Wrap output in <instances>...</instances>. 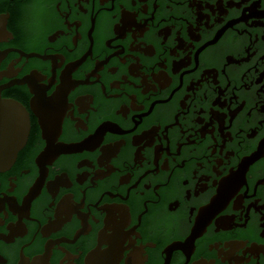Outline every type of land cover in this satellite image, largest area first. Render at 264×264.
Returning a JSON list of instances; mask_svg holds the SVG:
<instances>
[{"label": "flooded vegetation", "instance_id": "flooded-vegetation-1", "mask_svg": "<svg viewBox=\"0 0 264 264\" xmlns=\"http://www.w3.org/2000/svg\"><path fill=\"white\" fill-rule=\"evenodd\" d=\"M155 1L114 0L112 9V0H108L102 5H100V0H94V8L93 0H88V3L86 0H80L81 7L87 10L84 13L79 9V0H0V15L8 13L6 31L11 33L13 37L9 41H0V52L6 49H17L27 55L32 53L41 56L60 54L65 59L61 67L55 69L56 82L51 85L50 89L46 90L47 98L52 96L57 86L61 84L60 76L66 66L78 61L89 51L91 41L88 33L92 29L91 16L92 19L96 16L94 28L91 32L93 40L92 59L88 55L86 60L71 73V78L76 81L86 80V75L95 70L97 60L99 62L105 61V58L113 55L118 50H122L123 47L124 52L118 54V56L121 59H124L127 55L138 57L140 60L138 64L143 67L142 69L139 68L138 71L140 73L144 72V76L148 75L147 80L152 81V83L150 81H147V83L155 85L157 89V91L149 90L145 94L142 93L143 89L146 88L145 84L142 86V77L131 75L129 72L130 65L137 64L136 59L131 56L129 58L125 57L126 62L124 64L118 56L111 57L106 64H103V69L96 72L97 75L101 76L99 81L103 84L108 98L103 93L100 82L79 84L74 90L70 89L67 95V104L73 106L66 111L61 126V134L55 145L58 143L66 145L81 143L90 135H94L96 130L105 122L114 123L122 130H132L135 127L132 120L133 116L147 113L155 101L167 100L172 92L179 87L181 74L196 67V52L207 42L213 40L218 31L230 20L240 18L244 8L250 7L253 2L258 0H249L246 4H241L240 8L236 6L229 8L227 2L230 0H222L223 9L228 12L226 16H220L224 20L221 23L216 22L209 29L205 25H199V31L192 30L196 35H200L201 39L198 41L190 39L187 28L190 24L186 20L171 17L169 21H161L158 27L152 26V21L148 20L147 24L149 26H145L148 30L143 32V37H136L137 41L132 37V32L125 31L126 36L124 39L118 38L110 44L112 47L118 45L122 47L110 48L106 45L107 41L119 36L115 33L114 26L116 24L122 26L123 23L120 22L122 10L138 13V17H135L136 22L139 24L141 20V24H144L142 19L152 18V15L148 14L153 13ZM197 1L209 3L214 5V9H217L216 4L219 0ZM231 1L235 3L242 2V0ZM145 4L147 5V14L142 12L144 10L141 6ZM256 9L264 10V0H260V8ZM64 12L70 13L67 18L61 15ZM247 14H249L248 11L245 12V15ZM66 20L70 24L76 21L81 23L77 27V32L81 38L77 39L76 48L73 43V38L77 34L76 25L74 24L69 29L68 24H65ZM253 21L264 23V17L250 18L247 23L239 21L229 26L215 43L207 45L200 51L197 67L193 71L183 74L181 87L173 93L170 100L164 103H156L150 114L141 116L142 121L135 130L125 134H114L107 131L103 141L95 150H83L82 152L69 154L62 153L51 165H45L48 169V175L42 185L40 194L30 204L29 218L35 220L21 219L25 224L27 233L22 237H14L13 242L7 243L0 239V264H18L21 260V248L29 243L30 245L23 248L22 252L23 256L32 263L36 256L44 255L45 246L49 240L55 241L63 237L73 240L77 230L82 229L81 219L77 217L76 213H72L70 221L64 223L60 230L48 236L43 237L41 230L49 224L48 217H51V221L55 220V210L65 195L72 194L74 202L81 203L83 198L81 190L86 191L83 208L79 211L88 213L90 210L91 214H89L87 222L91 230L88 234H80L73 243L61 242L59 244V247L73 256H79L78 259L73 260V263L86 264L88 253L98 246V234L104 229L106 218V211L101 214V210H98L99 207L112 204L127 206L130 212V225L123 229L127 232L134 226L139 225V215L146 211L144 203L152 201L145 203L147 212L142 214L141 223L135 229L141 238H136L134 246H140L141 242L142 246L151 242L156 244L154 248L148 246L143 248L145 253H142V255H147L148 260L144 261V264H164L166 253L163 252L165 249L174 242L185 243L191 235L200 208L209 205L211 199L217 194L219 182L230 174L231 168H233V171H237L244 157H250L252 153L257 152L261 140L264 139V122L261 123L262 126L259 124L260 121L264 120V112L258 111L261 110V106H264V92H257L264 85V40L262 38L264 37V26H248ZM131 29L136 30L135 27ZM140 42L145 43L146 46L151 45L155 54L149 56L145 55L144 52L129 50L132 43V46L135 47ZM146 46L140 44L142 49H145ZM68 49L74 50L70 52ZM20 58L18 51H9L0 62V72L7 71L9 64ZM59 62H61V59L57 58V63ZM255 66L256 68H254ZM14 68L15 70L22 69L14 77L5 76L0 79V86L10 83L14 79H22L30 75L33 70H37V73L46 76L45 80L37 82V84L42 83L48 86V80L53 73L51 71V59H42L37 56L29 58L22 56L21 60L14 65ZM210 69L217 71L216 80L219 83L214 84L211 82L213 81V73L210 74L212 77L209 78L206 74L205 77L208 78L209 82H199V85H202L201 89L187 90V87L191 86V81L197 83L198 80H201V76L204 74L203 71ZM248 70L249 72H247ZM160 71H164L171 78L170 84L164 89H160L158 83L151 76L152 73L158 76ZM244 74L246 76L243 77ZM123 75L127 76L126 80L129 82L119 83V88L114 87L111 89V84L114 81L125 82L122 79ZM96 80V76H90L89 78V82ZM130 82L142 87H134V84H130ZM229 82L230 85L228 86ZM244 83L248 84L246 88L250 89H246L243 86ZM217 87H220L221 90L227 88L223 92L224 96L220 95L221 102L227 99V105L223 108L219 104L213 105L219 96ZM194 88H197V85H194ZM262 90H264V87H262ZM193 92L196 93L195 97ZM232 93L238 98L237 104L234 98L231 99L233 103L230 105V98L234 97ZM257 94H259V97ZM86 95L93 97L92 103L89 104L92 109H86L89 116L87 112H81L80 114L78 110L80 107L76 104L78 97ZM110 95L121 96L109 97ZM128 95H135L138 103L136 101L134 103L137 106H143L144 109L133 110L131 108L132 99ZM34 96L35 94L31 93L26 82L24 84L15 83L1 90L0 97L2 100H14L22 105L30 120V132L25 145L17 152L16 159L11 167L6 171H0V198H4L1 193H4L7 197H15L19 206L23 205L24 197L28 195L31 187L40 177V167L36 162V158L44 152L47 145L46 139L42 137L39 117L31 109V98H34ZM243 101H245L244 106L236 114L230 126L231 116L228 107L230 106V110L234 111L242 105ZM187 109L189 113H187ZM211 109L227 115L224 119V127H230L223 129L224 135L229 132L230 137L233 138L232 141H225L222 156L219 153L221 149L219 146L223 145L222 141L224 139L221 137V132H219L218 121L211 118L212 114L209 113ZM72 110L73 118L83 120L88 127L87 130L75 126L78 120H73L71 115H68ZM181 112L187 114L184 115ZM249 112L250 117L247 115ZM179 113L177 119L178 123L181 124V128L179 125H173L172 128H167L166 132V126L175 124V116ZM210 119L214 122L212 124L214 127L213 138L217 143L213 140L212 134L206 133L205 138H201L200 131H196L201 129L205 123H209ZM134 120L140 121L138 117H134ZM153 126H160L156 134L161 138V142L156 135L153 145L150 147L145 146L144 150H141L142 157L146 159L141 162L142 167L139 163L135 165V153L139 147L147 142V139L140 145L134 146L132 144L133 137L142 135L144 131L150 130ZM212 126H208V129L212 130ZM254 129L257 134L253 138H248L247 135L251 134ZM181 130L187 132L182 133ZM240 130L242 131L240 132ZM163 135H167L170 156L166 150H163V153L159 151L162 154V157L158 160L159 172H149L142 177L147 171L157 168L154 164L155 147L161 144L162 148L168 146V142ZM189 135L195 136L189 137ZM188 137L189 141L194 140L195 143L186 144L189 143L186 139ZM121 140L125 142V145L120 146L116 156L112 157L108 163V165H112L113 168H118L120 171L115 170L103 179L93 180L92 182L97 183V187H90L93 186L91 179L95 177L92 173L97 170L107 172L104 166L100 167L98 165V158L102 155L101 148L110 143L114 146V143ZM178 143L186 145L181 146L180 155H174L177 154ZM216 144L218 145L216 152L212 154L213 148H215L213 145ZM211 146L212 148H209ZM227 151L234 152V156H229L230 164L228 159L224 158ZM174 158L175 162L173 161ZM217 159L223 161L219 167L214 161ZM177 165L183 167H176ZM213 166L222 174L217 176L216 172L213 171ZM248 169L245 175L246 184L242 185L226 208L206 226V232L195 239L193 244L195 249L191 253L187 264H193L201 257L206 260V264H209L210 260H215L214 264H229L228 260L222 262L221 257L218 258L217 250L223 248L224 252H227L230 247L225 248V242H245L246 240L248 242L245 247L239 248L234 256H242L243 258L250 256L247 263L244 260L241 264H257V261L259 264H264L263 252L259 253V259L258 257L254 258V255L249 252H246V255L243 254V251L246 248H251L253 243H256L257 246L264 245V157L250 164ZM83 172L90 175L83 184H80L77 182V175H82ZM128 173L130 176L133 175L129 183L119 185L120 178ZM137 181L139 182L136 188L130 189L128 194V188L135 185ZM157 185L160 186L154 191ZM106 192L113 195L119 194L123 198L128 195V198L111 197L109 194H104ZM97 203V208L89 205H96ZM5 211L8 213L6 219L4 210L0 212V218H2V221L4 220V224L0 225V234L8 236L10 230L7 226L14 223V227H16L18 212L16 215L13 214L14 212L10 211L6 201ZM91 215L98 220L97 223ZM109 233H112V231L107 229V234ZM130 237L134 240L135 234H130ZM215 243L219 245L218 249H215ZM128 244L129 239L127 238L123 248ZM108 246L105 243L102 244L101 250L108 248ZM51 249L49 264H59L65 258L66 252L58 249V244ZM132 250L133 247L124 250L123 258L119 264H126L127 254ZM185 262L186 254L182 250L172 251L169 264H185ZM231 262L235 264L234 260H231ZM66 263H68V260L63 261V264Z\"/></svg>", "mask_w": 264, "mask_h": 264}, {"label": "water", "instance_id": "water-1", "mask_svg": "<svg viewBox=\"0 0 264 264\" xmlns=\"http://www.w3.org/2000/svg\"><path fill=\"white\" fill-rule=\"evenodd\" d=\"M86 1L88 3V0H86ZM107 1L108 0H100V2H101L100 5H102L104 2H107ZM113 1L114 0H112V9H113ZM139 1L145 2L147 0H139ZM247 1H249V0H242V2L235 3V2L230 0L227 2V4H228L227 7L232 8V7L236 6L237 8H240L241 4H246ZM222 2H223L222 0H219L216 4L217 9H214V5H210L209 3H206V2L203 3L202 1H197V0H156L154 5H153L154 6L153 13L148 14V15H152V18L146 19V20L142 19V20H144V24H141V20H140L139 24L136 22L135 17H138V13L137 14H135V12L131 13V12L125 11V9H124L121 11L122 12V15H121L122 19L120 20V22L123 23L122 26L120 27L119 24H116L114 26L115 33L119 34V36H117L115 39L107 41L106 45L109 46L110 48L122 47L120 45L112 47L110 44H111V42H113L114 40H116L118 38L124 39L126 36L125 31L132 32V37L135 39V41H137L136 37H143V32L145 30H148V28H145L146 25L149 26V24H147L148 20L152 21V26L158 27V24L161 21H169L171 17H173L175 19L186 20V22L190 24V26L187 27L188 32H189L188 35L190 36V39H192L193 41H198L201 39L200 35L199 34L196 35V33L192 32V30L199 31L200 30L199 25H205L209 29L216 22L221 23V21L224 20V19H221L220 16H226V14L228 12L226 9H223L224 5L222 4ZM78 4L80 5V0H79ZM58 5H60V3H58ZM58 5H57V8H58ZM68 7H69V2H68ZM141 7L144 10V11H142V10L141 11L143 13L147 14V5L145 4L144 6H141ZM93 8H94V0H93ZM121 8H123V6H121ZM256 8H260V0L253 2V4L250 7L244 8L243 12H242V16L240 18L230 20L223 28H221L218 31V34L216 35V37L213 40L207 42L204 46H202L195 54L196 67L198 64L199 52L202 51L207 45L215 43L229 26H232L239 21H244L245 23H247L248 19H250V18L264 17V10H257ZM79 9L84 13L87 12V10L83 9V7H81V5H80ZM112 9H105V10H112ZM101 10H103V9H101ZM58 11H59V8H58ZM246 11H248L249 14L245 15ZM70 13H71V10H70ZM69 14L64 12L61 15L65 18H67L69 16ZM92 14H93V11H92ZM8 17H9L8 13H6V15H4V14L0 15V41H9L10 39H13L11 33L6 31V22H7ZM95 18H96V16H95ZM95 18L92 19V16H91L92 29L88 33L90 41H91V47H90L89 51L78 61L72 62L66 66V68L62 71L61 76H60L61 84L57 86L56 91L52 94V96H50L48 98L46 96V90L50 89L51 85L56 82V80H55V77H56L55 69L60 68L61 65L63 64V62L65 60L63 56H61L60 54L48 55V56H46V54H45L44 56H41V55H38L35 53L27 55V54H25L22 51L17 50V49H6V50L0 52V62L7 55V53L9 51H12V50L18 51L20 53L21 58H22V56H25L26 58H29L32 56H37V57L42 58V59H51V62H52V70L51 71L53 72L52 77L48 80V82H49L48 86H46L42 83L37 84V82H40V81L46 79V76L37 73V70H33L30 73V75H27V76L23 77L22 79H14L10 83H7L5 85L0 86V97H1V90L14 85L15 83H17V84H24L26 82L28 83V87H30L31 93L35 94L34 98H31V109L39 117V124L41 125V129H42V137H43V139H46V141H47V145L44 148V152H42L41 155H39L36 158V162H37L38 166L40 167V177L37 179L34 186L31 187L28 195L26 197H24L23 205L19 206L15 197H7V195H5L4 193H1L4 195V198L3 199L0 198V212H2V210H4L5 219L8 218V213L5 211V201L8 203L10 211L14 212L13 214L16 215V213L18 212V221L16 222V227H14V223H10L7 226V228L10 230L8 236H6L4 234H0V239L4 240L7 243L13 242L14 237H18V236L22 237L23 235H25L27 233V229L25 227V224H23L21 219L27 218L30 220H35L32 218H29L30 204H31V201L40 194L42 185H43V183H44V181L48 175V169L45 167V165H51L52 162L62 153L69 154V153L82 152L83 150H89V151L95 150L99 146V144L103 141L104 135L106 134L107 131H110L114 134H125V133L132 132L133 130H135V128L138 126V124L141 123V121H142L141 116H145V115L150 114L156 103H164V102H167L168 100H170L173 93L181 87L183 74L191 72L196 68L195 67L193 70H189V71L183 72L181 74L179 87L176 88L172 92L171 96L167 100L155 101V102H153V104L151 105V107L147 113H143L140 115L133 116L132 120L135 123V127L132 130H129V131L122 130L118 125H116L114 123L105 122L96 130L94 135H90L88 138H86L81 143H75V144L72 143L70 145L58 143L55 145L57 138L61 134V126H62L63 118L66 114V111H68L70 109V107L73 106L72 104H67L68 103L67 95L70 92V89L74 90V88L77 87L79 84H93L95 82H100L99 77H101V76L97 75L96 72L98 70L103 69V64H106L111 57L118 56V54H121L124 52V49L122 47V50H118L113 55H110L108 58H105L106 59L105 61L99 62L97 60L95 70H93L91 73H88V75H86V80L76 81V80H73L71 78V73L74 72L78 68V66L81 65L82 62H84L86 60L88 55H90L91 59H92L91 48L93 45V40L91 37V32L94 28ZM65 24H68L69 29L71 26H73L75 24L76 25V32H77V27H79L81 25V23L79 21H76L75 23L70 24L67 20H66ZM253 25L254 26H264V23L262 21L261 22L260 21H253L252 24L248 25V26L252 27ZM132 27H135L136 30H132L131 29ZM80 38H81L80 34L77 32L76 36L73 38V43L75 45V48L77 45V39H80ZM262 38L264 40V37H262ZM132 44L130 45L131 48L129 49L131 51L144 52L145 55H149V56H152L153 54H155L154 48L151 45L146 46L145 43L140 42L135 47H133ZM140 44H144L146 46L145 49L140 48ZM48 49H50V48H48ZM73 50L74 49H71L69 51L71 52ZM129 56H131L133 59L137 60V64L133 63L130 65L129 72L131 75L142 77V81H141L142 86L144 84L146 86V88L143 89L142 93L145 94V93L149 92V90L157 91L155 85H150L147 83V81H150V80H147L148 75L144 76V72L140 73V71H138L139 68L140 69L143 68V67H141L140 64H138V61H140L139 58L134 57L132 55H127L125 57L129 58ZM125 57H124V59H121L119 57L120 61L124 64L126 62ZM21 58L13 60L9 64V68L7 71H1L0 72V79H2L5 76L6 77L16 76L17 72L21 71L22 68L21 69L18 68L15 70L14 65H16V63H18L21 60ZM57 58L61 59V62L57 63ZM254 68H256V66ZM249 70L247 72H249ZM257 71L258 70L256 69V72ZM203 73L204 74H202L201 80H198L197 83H194L191 81V86L187 87L188 91L194 90V89H196V90L201 89L202 85H199V82L206 81L208 83L209 82L208 78L212 77V76H210L211 73H213V77H212L213 81H211V82H213L214 84L219 83L216 80L217 71L215 69L205 70V71H203ZM206 74L208 75V78L205 77ZM90 76H96L97 80L93 81V82H89ZM151 76H152L153 80H155L158 83L160 89H164L165 87H168V85L171 82V78H169L167 73H165L164 71H160L158 76L156 74H153V73L151 74ZM244 76H246V75L244 74L243 77ZM243 77H242V81H243ZM126 78H127V76L123 75L122 79H124L125 82L114 81L111 84V89L114 87L119 88V85H118L119 83L129 82L128 80H126ZM253 80H254V78H253ZM150 82L152 83V81H150ZM130 84H134V83L130 82ZM194 85H197V88H194ZM229 85H230V82H229L228 86ZM246 85H248V84L244 83L243 86L246 88ZM251 85H252V81H251ZM142 86H136L134 84V87L141 88ZM101 87H102L103 93L106 95L105 88H104L103 84ZM262 87H264V85ZM262 87L257 92H264V90H262ZM217 88L219 89V91H218L219 96H218V98H216L213 105L215 106L216 104H219V106L221 108H223L227 105V102H226L227 99H225L223 102H221L220 101V99H221L220 95L224 96L223 92H225L227 88L225 90H221L220 87H217ZM246 89H250V88H246ZM215 92H216V90H215ZM195 94L196 93H194V97H195ZM121 95H113V96L110 95L109 97H118ZM150 95H153V94H150ZM257 95L259 97V94H257ZM233 96L234 97L230 98V105L233 103V102H231V99H234V98H235L236 104H237V98L238 97L235 96L234 94H233ZM106 98H108L107 95H106ZM129 98L132 99L131 108L133 110L144 109L143 106H137L134 103L136 101L135 95L129 96ZM147 100H149V99H147ZM92 101H93V97L89 96V95L81 96V97H78L76 99V104L80 107L78 109L80 114H81V112L82 113L87 112L86 109H92L89 106V104L92 103ZM260 102H263V101H260ZM244 104H245V101H243L242 105L239 104L240 106L238 108H236V110H234V111L230 110V106L228 107L229 114L231 116V119L229 120L230 126H231L232 120L235 118L236 114L242 109ZM256 107H257V103H256ZM260 108H261V110H258V111L264 112V106H261ZM252 109H254V108H252ZM94 111H96V110H94ZM87 113L89 116V112H87ZM181 113H183L185 115V114L189 113V110L187 113H184V112H181ZM209 113L212 114L211 118H214L215 120L218 121L219 132H221V137H223V139H224L222 141L223 145L219 146V147H221L219 153L222 156V151H223L222 148H225V141H228V140L232 141V139H233L232 137H230L231 134L229 132H227V134L224 135L223 129H227L230 127V126L224 127V119L227 115L224 113H219L218 111H213V109H211V112H209ZM249 114H250V112L247 115H249ZM68 115H71V118L73 120H78V122L76 123L75 126L81 127L82 129L87 130L88 127L83 122V120H80L79 118H73V110L71 112H69ZM179 115H180V113L175 116V119H176L175 124L166 126V128H165L166 132H167V128H169V127L172 128L173 125H179L181 128V124L178 123V119H177V117ZM88 116L86 117L87 123H88ZM134 117H138L140 119V121L134 120ZM249 117H250V115H249ZM262 122H264V120L259 122V124L261 126H262V124H261ZM213 123L214 122L210 119L209 123H205V125L201 129L196 130V131H200L201 138H205L206 133L212 134V138H213V131H214V127L212 126ZM208 126H212V130H209ZM158 129H160V126L159 127L153 126L150 130L144 131L142 133V135H138V136L133 137L132 144L134 146L140 145L145 139H147V142L142 147H139L135 153V159H134L135 165L137 163H139L140 166L142 167L141 162H143L146 159L142 157L143 155L141 154V150H144L143 148L145 146L150 147L151 145H153V142L155 141L154 137L156 135L158 136V134H156V132H158ZM191 129L193 130V128H191ZM196 131H195V135H196ZM241 131L242 130H240V132ZM29 132H30V120H29V115H28L27 111L24 109V107L14 100H2V99H0V171H6L11 167V165L13 164V162L16 159L17 152L25 145L27 138L29 136ZM163 132H162V134H163ZM181 132L185 133L187 131L181 130ZM256 134H257V132L254 129V131L252 130V133L248 134L247 136H248V138H253ZM195 135H189V137H192ZM163 136H164V139L167 140L168 146H167V148H162V144H161V145H157L155 147L154 164L156 165L157 168L155 170L147 171L142 177H144L149 172H153V171H157V173L159 172L158 160L162 157L161 156L162 154H160L159 151H162V153H163V150H166L167 154L170 156V154H169V141L167 139V135H163ZM189 137L186 138L189 142L186 144H194L195 143L194 140L189 141ZM181 138H183V137H181ZM239 138H241V137H239ZM160 139L161 138L158 136L159 141H160ZM213 140L215 141V143H217L215 138H213ZM200 142H202V141H200ZM239 143H241V142H239ZM186 144H179L178 143L177 145H179V148L177 149V154H174V155H180L181 146L186 145ZM122 145H125V142L123 140L114 143V146H112V144L110 143L109 145L103 146L101 148L100 151L102 152V155L98 158V165L100 167L104 166L107 169V172H105L103 170H97L95 173H92L95 175V177L91 179V183L93 184V186H90V187H97V183L92 182L93 180L103 179L104 177L109 176L111 174V172H113L115 170L120 171L118 168H113L112 165H108V163L110 162V159L112 157L116 156V154L118 153V151L120 149V146H122ZM213 146H215V148H213L212 154H214L216 152V147L218 145L216 144ZM209 148H212V146ZM263 149H264V139L261 140L257 152L252 153V155L250 157H244L242 159L241 164H239L237 171H233V168L230 169V174L227 177H224L219 182V187L217 188V194L211 199V203L209 205H206V206L200 208L198 216L196 217L195 225L191 230V235L186 239L185 243L174 242L172 245H170L169 247H167L165 249V251L163 252V253H166V259H165L164 264H169L172 251L177 250V249L182 250L186 254L185 264H187V262L190 259L191 253H193V251L195 249V247L193 245L195 239L197 237H200L201 235H203L204 232H206V226H208L211 223L212 219L217 214H219L222 210H224L226 208V206L228 205L230 200L240 190L242 185L246 184L245 175H246V172L249 170L248 166L250 164L254 163L259 158L264 157V150ZM230 155L234 156V152L227 151V154H226V156H224V158L228 159V161H229ZM203 157H204V155H203ZM173 161L175 162V158L173 159ZM214 161H216V163L218 164V167L220 165H222V162H223L221 159H217ZM183 162H185V161H183ZM208 162H210V161L208 160ZM229 164H230V161H229ZM182 165L184 166L183 163H182ZM183 166L177 165L176 167L181 168ZM131 169H133V168L131 167ZM216 169L217 168H215V166H213V171L216 172V175L217 176L221 175L222 172L219 173V170H216ZM173 170H172V172H173ZM89 175L90 174L87 172H83L82 175L78 174L77 175V177H78L77 182H79L80 184H83V182L87 179V177ZM132 176H130V174L128 173L127 175L121 177L119 185H121L123 183H125V184L129 183V180ZM170 176H171V174H170ZM140 179H139V181H140ZM139 181H137L135 185L128 188V194H129L130 189L136 188ZM159 186L160 185H157L154 188V191H155V189H158ZM85 191L81 190V192L83 193V198L81 199V203L74 202L72 194L65 195L61 199L59 204L57 205V208L55 210V216H54L55 220L51 221V217H48L49 218V221H48L49 224L45 225L41 230L43 237L48 236L51 233L60 230L63 227L64 223L70 221V219L72 217V213H76L77 217L81 219L82 229L77 230V232L74 236V239L69 240V239H66L63 237V238L57 239L55 241L49 240L45 246L44 255L36 256L32 260V263H30L28 258L23 256V252H22L23 248L30 245V243L27 245H24L20 251L21 260L18 264H49L48 260L51 256V253H52L51 248H53V246L56 244H58V249L66 252L65 258L63 260H61L59 264H63L64 260H68V263H66V264H75V263H73V260L78 259L79 256L78 255L73 256L68 251L59 247V244L61 242L73 243L80 236V234H88V232L91 230V227L89 226V224L87 222V218H89V214H91L89 207H88V210H89L88 213H82L79 211V209L83 208V205H84ZM104 194H109L111 197L120 196L122 199L128 198V195L126 198H123L119 194L113 195L110 192H106ZM156 195L159 197V195L157 193H156ZM101 199H100V201H101ZM159 199H160V197H159ZM147 202H152V201H146L145 203H147ZM157 202H153V203H157ZM98 203L96 205H93V204H89V205L97 208ZM145 203H144L145 208H146L145 212H147V206ZM98 210H101V214H102V212L106 211V218L104 220L105 226H104V229H102L98 234V246L94 250H92L91 252L88 253V255L86 257V264H119L120 260L123 258L124 250H127L131 247H133V250L130 251L129 254H127V257L125 259V263L126 264H144V261L147 260V255L146 256L142 255V253H145L143 248L146 246L154 248L156 245V244H153L151 242V243H146L145 246H142L141 245L142 242H141L140 246H134V244L136 243V238H141L140 234L137 233L135 231V229H136V227H138L140 225L142 214H144L145 212H143L141 215H139V218H138L139 225H136L131 230L125 232L123 229L126 228L128 225H130V212H129V209L127 206L121 205V204L120 205H116V204L104 205L102 207H99ZM92 218L96 223L98 222V220H96L94 218V216H92ZM3 224H4V220L2 221V218H0V225H3ZM39 229H40V226H39ZM39 229H38V231H39ZM107 229L109 231H112V233L107 234ZM36 234H35V236H36ZM130 234H132V235L135 234L134 240H132V238L130 237ZM35 236H34V238H35ZM34 238H33V240H34ZM127 238L129 239V244L123 248V244L127 240ZM247 242H248L247 240L245 242H243V241H241V242L230 241L229 243L225 242L224 247L225 248L230 247V250L227 252H224L223 248L220 250H217L218 256H219L218 258L221 257L222 262H225V260H228L229 264H233L231 262V260H234L235 264H241V263H243L244 260L247 263L250 260V256L248 258H245V257L243 258L242 256L241 257L234 256L235 252L238 251L239 248L242 249L243 247H245V244ZM104 243L106 245H109V246H108V248L101 250V245ZM218 247H219V245L217 243H215V249H218ZM246 252H249L251 255L253 254L254 258L258 257V259H259V253L263 252V254H264V245L263 246H261V245L257 246L256 243H253L251 245V248H246V250L243 251V254L246 255ZM214 261L215 260H210L209 264H214ZM193 264H206V260L202 259V257H201L200 260L196 261ZM257 264H259L258 261H257Z\"/></svg>", "mask_w": 264, "mask_h": 264}]
</instances>
